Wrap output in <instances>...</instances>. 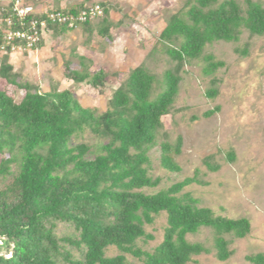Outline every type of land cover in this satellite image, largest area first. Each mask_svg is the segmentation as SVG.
I'll return each instance as SVG.
<instances>
[{"label": "trees", "instance_id": "1", "mask_svg": "<svg viewBox=\"0 0 264 264\" xmlns=\"http://www.w3.org/2000/svg\"><path fill=\"white\" fill-rule=\"evenodd\" d=\"M98 5L102 15L80 26L89 29L95 23L98 34L110 40L114 27L110 9L105 3ZM57 11L78 16L85 8ZM9 15L0 11V17ZM14 29H20L16 19ZM243 31L264 37V6L259 2L189 0L185 13L174 16L159 37L169 44L166 53L177 65L201 60L204 74L213 76L225 64L205 54L206 48L216 42L237 43ZM46 32L62 38L73 29L49 23ZM42 43L33 50H40ZM7 51L0 66V264H189L211 253L204 242L188 240L203 229L212 232V248L219 261L232 257L227 237L246 238L251 223L201 207L185 191L200 183L196 175L155 194L144 192L160 184L150 175L149 155L155 148L164 169L182 172L176 161L182 137L173 144H159L157 139L162 119L177 98L179 75L167 71L160 85L154 74L140 66L100 114L84 108L73 90L54 88L44 93L24 82L9 63L11 51ZM86 62L82 57L79 70L66 64V79L104 88L106 73L92 74ZM216 94L211 91L209 96ZM86 134L100 144L76 142ZM163 214L162 242L147 251L144 246L155 237L146 227ZM111 248L119 253L108 256ZM246 259L264 264V254Z\"/></svg>", "mask_w": 264, "mask_h": 264}, {"label": "rangeland", "instance_id": "2", "mask_svg": "<svg viewBox=\"0 0 264 264\" xmlns=\"http://www.w3.org/2000/svg\"><path fill=\"white\" fill-rule=\"evenodd\" d=\"M33 4L41 12L58 9L87 8L105 3L114 24L111 39L101 37L95 26H79L62 38L45 32L42 49L18 50L9 56V63L24 82L38 87L41 92L57 88L73 90L84 108L103 113L114 92L125 84L129 74L140 66L157 77L159 84L167 71L181 77L179 92L168 115L162 119L158 143H174L183 139L182 152L176 161L182 172L171 173L160 161L159 148L150 153L151 172L160 179L156 188H145L147 194L167 189L185 178L198 177L199 184L186 188L201 207L212 209L216 215L229 219L247 218L250 234L241 240H231L232 257L221 262L212 248V232L203 229L191 242H204L211 253L194 258L189 264H251L248 256L264 254V37L251 36L243 31L239 42H216L208 46L211 54L225 66L215 75L204 74L201 60L182 65L173 62L166 53L168 43L159 35L176 15H182L189 0H21ZM220 2L224 0H219ZM243 1V0H239ZM264 6V0H254ZM96 21V20H94ZM0 53V66L4 60ZM84 57L92 74L103 70L107 75L104 88L91 84H76L66 79V64L80 69ZM216 91L214 97L209 96ZM219 108L211 117L209 111ZM92 145L100 140L86 134L76 142ZM230 153L233 156H230ZM230 158L233 161H230ZM218 167L217 171L212 168ZM166 215L159 216L147 233L155 240L144 246L152 251L163 239ZM70 230L62 229V232ZM63 233V234H64ZM115 248L108 256H116ZM129 262H134L128 256Z\"/></svg>", "mask_w": 264, "mask_h": 264}, {"label": "built area", "instance_id": "3", "mask_svg": "<svg viewBox=\"0 0 264 264\" xmlns=\"http://www.w3.org/2000/svg\"><path fill=\"white\" fill-rule=\"evenodd\" d=\"M0 11L10 12L8 17H0V35L2 36L0 53L3 54H6L8 49L11 54L18 50L33 51L34 47L42 41L49 23L68 24L71 29H76L81 24L102 15L99 5L85 8V11L78 16H67L57 10L41 12L33 4L24 3L21 0H0ZM40 16L44 19L40 20L38 18ZM14 19L18 21L20 29H14ZM20 42L23 44L20 45Z\"/></svg>", "mask_w": 264, "mask_h": 264}, {"label": "crops", "instance_id": "4", "mask_svg": "<svg viewBox=\"0 0 264 264\" xmlns=\"http://www.w3.org/2000/svg\"><path fill=\"white\" fill-rule=\"evenodd\" d=\"M41 49H42V48H41ZM41 49H40V50H41Z\"/></svg>", "mask_w": 264, "mask_h": 264}]
</instances>
